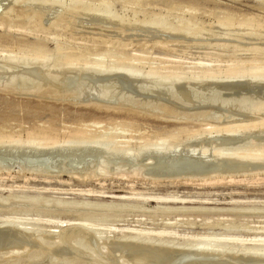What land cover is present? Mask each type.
<instances>
[{
	"label": "rangeland",
	"instance_id": "374dc122",
	"mask_svg": "<svg viewBox=\"0 0 264 264\" xmlns=\"http://www.w3.org/2000/svg\"><path fill=\"white\" fill-rule=\"evenodd\" d=\"M263 148L264 0H0V264H264Z\"/></svg>",
	"mask_w": 264,
	"mask_h": 264
},
{
	"label": "bare ground",
	"instance_id": "6f19581e",
	"mask_svg": "<svg viewBox=\"0 0 264 264\" xmlns=\"http://www.w3.org/2000/svg\"><path fill=\"white\" fill-rule=\"evenodd\" d=\"M43 3V2H42ZM48 3V2H47ZM47 3H46V5H47ZM49 8V7H48ZM101 8V7H100ZM105 8V7H104ZM85 12H86V14H85V16H86V18H88V19H90V21H92L94 24H96V25H102V26H106L107 27V25L109 26V25H116L118 22L116 21V23H115V21H113L112 20V17L113 16H111V14H110V12L107 10V9H96V8H87L86 10H84ZM40 13H41V11H40ZM43 13H45V12H43ZM155 18V17H154ZM161 22V21H160ZM120 23V22H119ZM152 23V22H151ZM148 24V25H145V24H130L129 26L127 25V28L128 27H132L133 29L134 28H136L135 30H137V31H143V30H149L148 32H150L151 30H152V34H159L158 33V31L157 30H160V29H162V28H160L158 25H157V23H156V25H154L153 23L152 24ZM162 23V22H161ZM224 23V22H223ZM120 25H121V23L120 24H118V26L120 27ZM126 25V24H125ZM166 25V24H165ZM164 25V26H165ZM117 26V27H118ZM124 26V25H123ZM114 27H116V26H114ZM126 27V26H125ZM132 28H131V30H132ZM165 29H169V28H166V27H164ZM151 29V30H150ZM123 30V29H122ZM147 30H146V33H147ZM162 30H164V29H162ZM225 30V29H224ZM162 32V31H161ZM164 33V32H163ZM162 34V33H161ZM71 35V34H70ZM92 35V34H91ZM97 35V34H96ZM57 38V37H56ZM28 52H29V50H28ZM58 52V51H57ZM30 54V53H29ZM40 54H38V52H33V57L32 58H36V57H38ZM29 56V55H28ZM22 59V58H21ZM25 60V59H24ZM28 60V59H27ZM98 60V59H97ZM136 60V59H135ZM34 61H37V59H34ZM21 62H19V64H20ZM23 64H26V63H23ZM33 65V64H32ZM35 65V64H34ZM38 65H39V61H38ZM66 65V64H65ZM68 65V64H67ZM205 65H208V64H205ZM30 66V65H29ZM179 66V65H178ZM208 66H210V65H208ZM67 67V66H66ZM111 67V66H110ZM176 67V66H175ZM202 67V66H201ZM233 67H235V66H233ZM37 68V67H36ZM70 68V67H69ZM230 68V67H229ZM35 69V68H34ZM72 69V68H71ZM79 69V68H78ZM82 71H83V73L84 74H86V75H89V77L90 76H92L93 78H97V79H100V78H104V77H108V76H110L111 74H115V76L116 77H119V79H122L123 81H131V82H143L144 84L145 83H151V84H159V86L162 84H166L167 82H171V84H172V82H174V83H182V82H184V81H181L182 79L184 80V78H183V76H180L179 74H177V73H174L173 75H171V76H169V75H165V76H161V75H159L157 72H155L154 70L152 71H149V72H147V73H145L144 75H141V74H138V72L136 73V72H130L128 69H124V68H122V69H120V70H116V71H112L108 66L107 67H102V66H98V67H85V68H80ZM80 69H79V71H80ZM117 69V68H116ZM67 70V69H66ZM76 70V69H75ZM114 70H115V68H114ZM217 70V69H216ZM226 70V69H225ZM62 71H64L65 73H66V71L65 70H62ZM69 71V70H68ZM74 71V70H73ZM73 71H71V72H73ZM76 71H78V70H76ZM228 71H230L229 72V74H228V76H225L226 78H244V79H247L248 77L249 78H251L252 77V73L255 71V69L253 68H251V70L249 71H246L245 73L243 72H241L242 70H238V69H236L235 70V68L234 69H231V70H228ZM159 72V71H158ZM171 72V71H170ZM204 72V74H202V75H204L207 79L208 78H216V75L214 74L215 72L213 71V70H203L202 71V73ZM79 73H81V71L79 72ZM173 73V72H172ZM196 73V72H195ZM198 73H199V71H198ZM218 73V72H217ZM240 73H242V74H240ZM76 74V73H75ZM113 74V75H114ZM224 76V75H223ZM88 77V76H87ZM218 77V76H217ZM247 77V78H246ZM165 79V78H167L166 80H164L165 82L163 83V79ZM171 78H173L172 80H170ZM195 78V77H194ZM202 79H203V77H201ZM226 78H224V79H226ZM202 79H201V82H202ZM205 79L206 81H210V79ZM224 79L221 81L220 80V82H223L224 81ZM187 80V79H186ZM191 80H194L193 79V77H192V79ZM197 80V79H196ZM196 80H194V81H192V82H197ZM240 80V79H239ZM205 81V82H206ZM213 81H216V82H219V80H212V82L211 83H213ZM226 81V80H225ZM227 81H228V79H227ZM231 81V80H230ZM198 82H200V79H199V81ZM204 82V81H203ZM174 83H173V85H174ZM175 84V85H176ZM205 84V83H204ZM228 84V83H227ZM150 85V84H149ZM167 85H169V84H167ZM174 85V86H175ZM179 85V84H178ZM158 86V87H159ZM135 87H136V85H135ZM98 95V94H97ZM82 130L81 131H79V129H77L78 130V132H77V130H76V132L78 133L77 135H75L76 134V132H75V134H73L72 135V131H71V133H70V136L71 137H74V136H76L77 137V141H79V140H84L85 139V137L87 138V136H85V133H83L82 131H84V129L83 128H81ZM32 132H34V131H32ZM41 131H38V134H37V131L35 132L36 134H33L32 133V135H31V137L30 138H34V140L35 141H37V140H39V142L41 143V141L40 140H45V142L47 141L48 143H56L57 142V140H56V138H50V136H48L47 134L48 133H40ZM45 132V131H44ZM47 132V131H46ZM84 132H86V131H84ZM51 134V133H50ZM87 135H88V137H89V135L90 134H88V133H86ZM33 136V137H32ZM69 135H68V138L70 137ZM85 136V137H84ZM91 136H92V134H91ZM93 136H95V135H93ZM92 136V137H93ZM2 139V138H1ZM53 139V140H52ZM89 139V141L91 140V138H88ZM95 139V138H94ZM32 140V139H31ZM73 140H75V139H73ZM87 140V139H86ZM85 140V141H86ZM96 140V139H95ZM9 141V140H8ZM20 141V140H19ZM72 141V140H71ZM70 141V142H71ZM38 142V141H37ZM8 143V142H7ZM15 143V142H14ZM33 143V142H32ZM35 143V142H34ZM35 145V144H34ZM44 145V144H43ZM51 145V144H50ZM81 146V145H80ZM41 147V146H40ZM48 148V147H47ZM264 149V148H263ZM263 149L261 150L260 149V151H261V153H263L264 151H263ZM58 153V152H57ZM264 155V153L262 154V155H260V156H263ZM264 157V156H263ZM263 157H261L262 159H263ZM258 161V160H257ZM252 163V162H251ZM257 167V166H256ZM260 168V167H259ZM257 175V174H256ZM230 176H228V178H229ZM224 178V177H223ZM257 178V177H256ZM218 179V178H217ZM253 179V178H252ZM208 181V180H207ZM218 182V181H217ZM260 182V181H259ZM205 183H207V182H205ZM3 221V220H2ZM50 224V223H49ZM6 225V224H5ZM82 226V225H81ZM71 231V230H70ZM261 240V239H260ZM214 243V241L213 240H209V239H207V240H205L204 242H201L199 245H196L197 247L195 248V246H193L194 247V249H192L191 250V247H190V250H191V253L192 254H195V255H198L199 256V254H204V253H209V251L210 250H213L214 251V249H213V247L212 246H214V245H212ZM189 250V249H188ZM81 251V250H80ZM215 251H216V249H215ZM218 251V250H217ZM220 251V250H219ZM190 252V251H189ZM211 253H212V251H211ZM77 254V253H76ZM197 258V257H196ZM96 260V259H95ZM93 262V261H92ZM96 264V263H95Z\"/></svg>",
	"mask_w": 264,
	"mask_h": 264
}]
</instances>
